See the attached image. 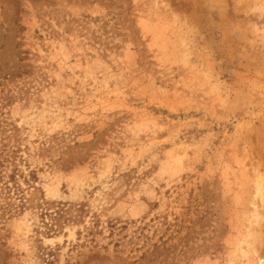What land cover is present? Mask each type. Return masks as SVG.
<instances>
[{
  "label": "rangeland",
  "instance_id": "rangeland-1",
  "mask_svg": "<svg viewBox=\"0 0 264 264\" xmlns=\"http://www.w3.org/2000/svg\"><path fill=\"white\" fill-rule=\"evenodd\" d=\"M0 264H264V0H0Z\"/></svg>",
  "mask_w": 264,
  "mask_h": 264
}]
</instances>
